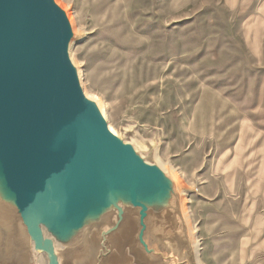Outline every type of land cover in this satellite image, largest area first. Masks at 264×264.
<instances>
[{"label": "rangeland", "instance_id": "obj_1", "mask_svg": "<svg viewBox=\"0 0 264 264\" xmlns=\"http://www.w3.org/2000/svg\"><path fill=\"white\" fill-rule=\"evenodd\" d=\"M53 1L79 36L81 89L170 193L144 218L148 249L137 216L127 264H264V0ZM1 218L0 264H47ZM96 229L58 246L59 264H101Z\"/></svg>", "mask_w": 264, "mask_h": 264}, {"label": "water", "instance_id": "obj_2", "mask_svg": "<svg viewBox=\"0 0 264 264\" xmlns=\"http://www.w3.org/2000/svg\"><path fill=\"white\" fill-rule=\"evenodd\" d=\"M70 38L53 0H0L2 183L47 264H59L57 247L82 240L90 228L101 234L98 256L103 248L110 255L105 243L116 233L125 241L129 217L130 236L138 216V240L148 249L144 218L148 211L167 213L155 204L170 195L161 171L114 136L83 94L68 55Z\"/></svg>", "mask_w": 264, "mask_h": 264}, {"label": "bare ground", "instance_id": "obj_3", "mask_svg": "<svg viewBox=\"0 0 264 264\" xmlns=\"http://www.w3.org/2000/svg\"><path fill=\"white\" fill-rule=\"evenodd\" d=\"M65 16H66V19L68 21V24H69V27H70V31H71V38H70L69 43H68V48L70 49L72 47V45L74 44V42L76 40L78 41L79 36L76 34L77 33V30H76V28L74 26L73 20L70 17V13L67 14V12L65 11ZM69 58H70V55H69ZM70 61L74 65V63H73V61L71 59H70ZM74 69H75V72H76V76L78 78V81L81 80L80 79L81 78L80 77V75H81V69L78 68V67H76V66L74 67ZM83 93H84V91H83ZM84 95L88 99H90V96L88 95V93L85 92ZM96 104L99 105L100 103L97 101ZM100 108H99V110H100V112L102 114V111H101ZM108 127H109V130L111 132H113V133H116L117 132V131H114V128H112L111 126L108 125ZM156 161H158V160H156ZM2 182H3V177H2V174H1V170H0V199L2 198V200L0 201V211H2L1 221L5 223V226L9 230V233H12L15 230V226L16 225L19 224L22 229H24L25 226L22 223V220H21V218L19 217V215L17 213V210H16L17 208H16V206L14 204V198H13L12 193H10L6 188L4 189V187H5V186H3V183L4 182L3 183ZM133 225L134 224L131 223V219L129 217L126 220V222H125V226H124V231L125 232L123 233L124 237L130 236V232L134 228ZM43 233H44V235L46 234V232H45L44 229H43ZM116 235H117V237H115ZM116 235L113 236V237H109V242L111 243V246H112L113 250L115 251V253L113 251L110 255H107L106 256V259L102 260L101 264H127V262H130V258L131 257L128 254L127 255L125 254V256H124V252H122V245L124 243V239L122 240L118 236L117 233H116ZM19 239H17V240L20 241ZM22 244L24 245V241H22ZM92 250H93V254H92V256L91 255H88V258H91L90 261L93 262L95 260V258H97L98 251H97L96 248L93 249V247H92ZM23 252H26V248H23Z\"/></svg>", "mask_w": 264, "mask_h": 264}]
</instances>
